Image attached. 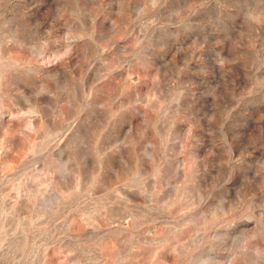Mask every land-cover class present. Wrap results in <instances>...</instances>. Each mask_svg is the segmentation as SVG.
I'll return each instance as SVG.
<instances>
[{"label":"rangeland","instance_id":"374dc122","mask_svg":"<svg viewBox=\"0 0 264 264\" xmlns=\"http://www.w3.org/2000/svg\"><path fill=\"white\" fill-rule=\"evenodd\" d=\"M0 264H264V0H0Z\"/></svg>","mask_w":264,"mask_h":264}]
</instances>
